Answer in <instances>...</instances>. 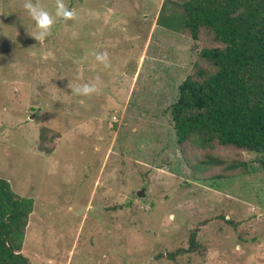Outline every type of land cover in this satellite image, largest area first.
<instances>
[{"label": "rangeland", "instance_id": "obj_1", "mask_svg": "<svg viewBox=\"0 0 264 264\" xmlns=\"http://www.w3.org/2000/svg\"><path fill=\"white\" fill-rule=\"evenodd\" d=\"M162 2L64 0L76 18L39 43L23 0H0V177L32 202L29 264H264V152L217 147L250 172L190 176L170 106L206 43L159 26Z\"/></svg>", "mask_w": 264, "mask_h": 264}, {"label": "trees", "instance_id": "obj_2", "mask_svg": "<svg viewBox=\"0 0 264 264\" xmlns=\"http://www.w3.org/2000/svg\"><path fill=\"white\" fill-rule=\"evenodd\" d=\"M156 23L206 43L170 106L190 176L206 182L248 174V161L213 151L264 152V0H163ZM47 131L42 128L38 148L51 153ZM210 168L216 171L206 174ZM31 211V200L0 177V264H29L21 250ZM196 236L194 228L188 247L168 256L196 251Z\"/></svg>", "mask_w": 264, "mask_h": 264}, {"label": "clouds", "instance_id": "obj_3", "mask_svg": "<svg viewBox=\"0 0 264 264\" xmlns=\"http://www.w3.org/2000/svg\"><path fill=\"white\" fill-rule=\"evenodd\" d=\"M26 15L34 22L36 28L35 33L32 36L36 41L43 42L52 31V27L60 21H68L76 18L77 13L75 10L68 8L64 3V0H55V5L52 11L45 9L33 2V0H23L22 5ZM95 60L108 68V56L107 53H95ZM97 81L99 77H96ZM71 94L78 96H88L98 91L95 83H84L82 85L70 86Z\"/></svg>", "mask_w": 264, "mask_h": 264}, {"label": "water", "instance_id": "obj_4", "mask_svg": "<svg viewBox=\"0 0 264 264\" xmlns=\"http://www.w3.org/2000/svg\"><path fill=\"white\" fill-rule=\"evenodd\" d=\"M137 195L138 196H143L144 195V189H141V190L137 191Z\"/></svg>", "mask_w": 264, "mask_h": 264}]
</instances>
